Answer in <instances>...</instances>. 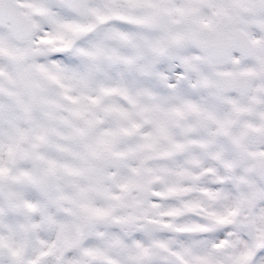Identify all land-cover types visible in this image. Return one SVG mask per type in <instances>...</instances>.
<instances>
[{"label":"snow or ice","instance_id":"6c2138e0","mask_svg":"<svg viewBox=\"0 0 264 264\" xmlns=\"http://www.w3.org/2000/svg\"><path fill=\"white\" fill-rule=\"evenodd\" d=\"M0 264H264V0H0Z\"/></svg>","mask_w":264,"mask_h":264}]
</instances>
